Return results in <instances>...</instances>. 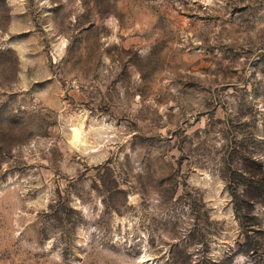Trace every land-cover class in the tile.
Instances as JSON below:
<instances>
[{"label":"rangeland","instance_id":"1","mask_svg":"<svg viewBox=\"0 0 264 264\" xmlns=\"http://www.w3.org/2000/svg\"><path fill=\"white\" fill-rule=\"evenodd\" d=\"M245 152L264 0H0V264H264Z\"/></svg>","mask_w":264,"mask_h":264},{"label":"trees","instance_id":"2","mask_svg":"<svg viewBox=\"0 0 264 264\" xmlns=\"http://www.w3.org/2000/svg\"><path fill=\"white\" fill-rule=\"evenodd\" d=\"M236 151H233L230 153V160L233 159L234 155L236 154ZM248 155V157H247ZM244 168L249 170V173H251L250 175L253 177V179L249 180V181H244L243 185L244 187L247 189V192L249 190H251V188H253L254 185H257V182H255V177L257 172H260V168H261V173L264 172V170L262 169L263 164L262 161H260L259 159H255L254 157H251L250 154H248L247 152L244 153ZM258 168V169H256ZM264 168V167H263ZM241 178H243L242 176H239ZM258 191H264L263 188L260 189V187L257 188Z\"/></svg>","mask_w":264,"mask_h":264}]
</instances>
